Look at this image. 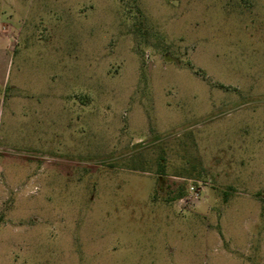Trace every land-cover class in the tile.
<instances>
[{
  "label": "rangeland",
  "instance_id": "rangeland-1",
  "mask_svg": "<svg viewBox=\"0 0 264 264\" xmlns=\"http://www.w3.org/2000/svg\"><path fill=\"white\" fill-rule=\"evenodd\" d=\"M0 264H264V0H0Z\"/></svg>",
  "mask_w": 264,
  "mask_h": 264
}]
</instances>
